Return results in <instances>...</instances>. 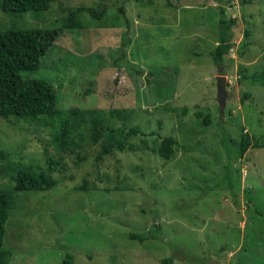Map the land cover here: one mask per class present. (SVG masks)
Returning <instances> with one entry per match:
<instances>
[{"label":"rangeland","instance_id":"rangeland-1","mask_svg":"<svg viewBox=\"0 0 264 264\" xmlns=\"http://www.w3.org/2000/svg\"><path fill=\"white\" fill-rule=\"evenodd\" d=\"M241 2L54 0L47 11L15 16L0 9V30H60L69 11L83 8L82 28L61 31L25 75L52 84L58 114L0 119L8 264H63L67 254L70 264H264V0ZM223 19L232 36L215 57ZM243 133L250 147L241 156ZM168 137L173 154L164 160L153 152ZM104 139L125 149L96 160ZM20 171L50 173L57 185L16 191ZM81 184L86 190L75 191ZM151 227L154 238H129Z\"/></svg>","mask_w":264,"mask_h":264},{"label":"trees","instance_id":"trees-1","mask_svg":"<svg viewBox=\"0 0 264 264\" xmlns=\"http://www.w3.org/2000/svg\"><path fill=\"white\" fill-rule=\"evenodd\" d=\"M54 0H1L0 9L3 13L12 16L21 15L28 11L44 12L49 10ZM221 1V0H220ZM242 4H250L252 0H242ZM172 6V5H171ZM83 8L69 11L60 30L45 29H14L9 28L0 30V119L18 118L36 120L39 117L55 116L58 114L57 95L49 82L39 78H27V73H33L40 67L41 58L54 45L59 34L63 30H77L82 28L79 19L80 11ZM122 12V8L119 9ZM91 17L101 19L105 14L87 10ZM223 14L224 10L220 9ZM220 32L218 36V45L213 53L215 57H222L228 51L229 42L232 36V23L224 19L218 23ZM74 115H85L83 110H70ZM201 115L198 114V117ZM204 124H209L205 117ZM65 128V125L64 127ZM94 128L97 126L94 123ZM68 129L63 130L62 135ZM137 133V130L131 129L125 134V138ZM100 138L103 136L99 133ZM98 136L95 142L99 141ZM103 147L96 156V160H101L103 156L115 149L123 151L125 146L122 142L111 143L109 139L103 140ZM124 141V140H123ZM173 138H165L154 150L156 155L164 160L170 159L173 154ZM250 147V139L246 134H242L239 152L242 156ZM132 150V149H131ZM80 162V160H79ZM94 167V165H92ZM51 169V168H50ZM14 189L16 191H48L56 187L57 182L50 173L34 174L28 171H20L13 178ZM85 191L86 185L81 184L75 191ZM9 200L6 192L0 190V264H8L11 252L3 247L5 233V223L9 216ZM157 227H151L147 234H129V238L143 242L149 238H154ZM19 236V235H18ZM71 256L66 255L63 264H70ZM168 259L164 264H170Z\"/></svg>","mask_w":264,"mask_h":264},{"label":"water","instance_id":"water-1","mask_svg":"<svg viewBox=\"0 0 264 264\" xmlns=\"http://www.w3.org/2000/svg\"><path fill=\"white\" fill-rule=\"evenodd\" d=\"M217 100L219 103L220 110L222 111L225 107V101L227 97V92L225 90V77L218 76L217 77Z\"/></svg>","mask_w":264,"mask_h":264}]
</instances>
